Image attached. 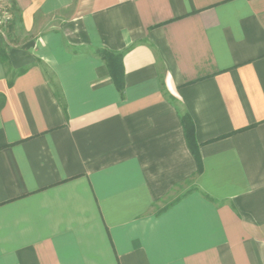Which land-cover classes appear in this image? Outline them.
<instances>
[{"label":"crops","instance_id":"obj_1","mask_svg":"<svg viewBox=\"0 0 264 264\" xmlns=\"http://www.w3.org/2000/svg\"><path fill=\"white\" fill-rule=\"evenodd\" d=\"M5 1L0 264H264V0Z\"/></svg>","mask_w":264,"mask_h":264},{"label":"trees","instance_id":"obj_2","mask_svg":"<svg viewBox=\"0 0 264 264\" xmlns=\"http://www.w3.org/2000/svg\"><path fill=\"white\" fill-rule=\"evenodd\" d=\"M10 12L13 13L11 9H10ZM11 24H13V22ZM96 55L100 59H102L106 63V65L108 66L110 76L113 79V81L116 85V88H117L118 92L120 93L121 97L124 98L125 97V71H124V66H123V62H122L124 54L123 53H114V52H110V51H106V50H100V51H97ZM0 62L2 63L4 68L8 71V75L11 74V77L8 80V85L12 86L14 79L18 75L24 73L25 70H21L18 72H12L13 71L12 66L10 64L9 57L7 54V43L4 40V38H0ZM52 86L54 88V95H55L58 103L60 104L62 109L64 111H66V105H65L64 97H63L60 89L54 83H52ZM170 99L173 101V99L171 97H170ZM2 104H3V102H0L1 106H2ZM183 122H184V126L186 129V137H187L188 145H189V148L192 151V153L196 159V162L198 164L197 174H199L202 171V162H201V157L199 154V146L196 143V140L194 138V135L192 132V124L189 122V117L188 116L184 117ZM194 191H198V190H196V188L189 189L188 191H186L185 193L180 195L175 200L171 201L170 203H167L162 209L158 210L156 212V215H159L160 213L164 212L165 210L169 209L170 207L176 205L177 203H179L181 200H183L185 197H187L190 193H192ZM204 196L207 197L208 199L212 200L207 195H204Z\"/></svg>","mask_w":264,"mask_h":264},{"label":"built area","instance_id":"obj_3","mask_svg":"<svg viewBox=\"0 0 264 264\" xmlns=\"http://www.w3.org/2000/svg\"><path fill=\"white\" fill-rule=\"evenodd\" d=\"M13 15L6 5L5 0H0V35L4 36V30L12 23Z\"/></svg>","mask_w":264,"mask_h":264},{"label":"rangeland","instance_id":"obj_4","mask_svg":"<svg viewBox=\"0 0 264 264\" xmlns=\"http://www.w3.org/2000/svg\"><path fill=\"white\" fill-rule=\"evenodd\" d=\"M3 35H0V38H3L2 37ZM189 190V185H186V186H183V187H180L179 189H177L172 195L171 197H169L167 199V202L166 203H170L171 201L175 200L176 198H178L180 195H182L183 193H185L186 191Z\"/></svg>","mask_w":264,"mask_h":264}]
</instances>
